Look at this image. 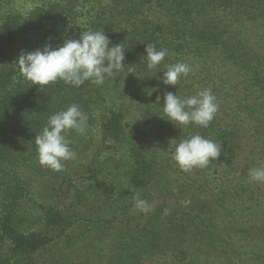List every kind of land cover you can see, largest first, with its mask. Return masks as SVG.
Masks as SVG:
<instances>
[{"label": "trees", "instance_id": "1", "mask_svg": "<svg viewBox=\"0 0 264 264\" xmlns=\"http://www.w3.org/2000/svg\"><path fill=\"white\" fill-rule=\"evenodd\" d=\"M89 29L104 31L112 44L125 48V66L116 77L101 85L57 81L39 87L22 76L16 62L22 49L58 46ZM150 44L167 50L151 70L145 57ZM177 62L189 64L192 72L176 86L165 85L159 79L165 65ZM209 87L219 108L208 127L179 128L166 120V92L185 97ZM74 103L88 116L87 134L80 139L96 135L105 148L119 149L128 157L131 184L141 191L161 169L154 144L195 134L221 144L220 156L204 167L203 183L181 178L177 196L147 200L153 215L140 212L135 233L120 238L108 264H146L187 247L196 250L182 264L202 262L204 254L213 259L208 264H242L249 251L240 245L241 234L257 236L264 216V208L256 211L264 207L263 190L257 193V182L248 181L255 162L250 153L239 160L250 143L258 160L264 159V0H0V264H91L68 239L72 226L63 210L43 206L27 178L38 163L36 134L52 114ZM76 134L67 133L70 142ZM207 172L220 182L213 183ZM181 196H187V207L168 206ZM214 197L216 204L206 206L203 200ZM65 221L66 231L52 232ZM221 238L226 251L217 247Z\"/></svg>", "mask_w": 264, "mask_h": 264}, {"label": "rangeland", "instance_id": "2", "mask_svg": "<svg viewBox=\"0 0 264 264\" xmlns=\"http://www.w3.org/2000/svg\"><path fill=\"white\" fill-rule=\"evenodd\" d=\"M23 4L28 5V2H23ZM217 120L223 122L220 115L217 116ZM80 137L83 138L82 135L76 134L75 140L71 141L74 144L72 150L76 152V157L64 162L62 171H54L42 166L38 160L36 165H31L27 178L33 194L43 206L58 205L63 210L65 220L71 222L72 226L67 234L68 239L73 240L75 247L81 248L79 254L84 256V259H89L91 264H108L111 256L119 249L117 245L121 241L120 238L124 234L135 233V226L141 219L140 211L134 210L133 207V197L136 193H139L145 200L161 199L160 197L170 194L175 197L179 193V188L184 184V179H197L201 183L207 179L205 173L207 169L197 167L184 171L177 163L176 167H173L175 146L180 142L179 137H174L170 142L154 144L158 162L162 160L161 169H158L153 177L146 179L148 187L143 189L145 191H141L131 184L130 165L126 155L124 156L119 149L116 152V150L105 148L96 135L83 140ZM246 153H250L255 162L254 167L264 166L262 164L264 159L259 161L257 158L254 144L250 143L248 147L243 148L240 161L248 158V155L245 156ZM94 157L96 158L93 159ZM209 177L214 179L215 184L220 182L215 175L210 174ZM255 188H258L257 193H261V190L264 193L263 183L257 182ZM176 198H174L175 201L169 200L168 206L174 208L177 204L179 206L182 204L180 207L189 205L187 196H181L182 201H176ZM212 199L203 201H207L206 206L216 204L215 200L218 198ZM248 206L249 203L243 205V207ZM263 208V206H257V213L261 214ZM153 213L154 205L151 211L144 214L150 216ZM66 225L65 221L60 227L53 228L52 232L58 235L66 231L64 228L67 227ZM257 228H259L256 230L257 236L249 232L245 236V231L241 234L240 245H247L249 251L248 255H244L242 264L244 262L245 264H259L262 261L257 254L260 252L261 246L259 245L264 248V216L257 221ZM62 246L65 248L67 243H63ZM217 247L221 251L228 249L222 238L217 243ZM195 250L196 248L187 247L183 251H168L166 256H155L146 264H182V259L186 254H193ZM86 252H90L91 255H87ZM262 255L264 256V252ZM211 261L213 259L204 254L202 262L196 264H208Z\"/></svg>", "mask_w": 264, "mask_h": 264}, {"label": "clouds", "instance_id": "3", "mask_svg": "<svg viewBox=\"0 0 264 264\" xmlns=\"http://www.w3.org/2000/svg\"><path fill=\"white\" fill-rule=\"evenodd\" d=\"M145 51L150 70L157 68L167 55L166 49H157L154 44L145 45ZM124 60L125 48L122 44H112L104 31L89 29L82 31L78 39H65L58 46L46 43L34 51L22 49L16 62L22 76L32 85L43 87L63 81L79 87L86 81L101 85L106 77H116L125 66ZM165 68L159 79L170 86L178 85L180 78L193 70L184 62L165 65ZM160 99L157 97L156 103L159 104ZM162 106L168 117L166 120L179 128L190 124L206 128L219 108L210 87L185 97L166 92ZM87 121L88 116L75 103L52 114L42 131L35 136L39 163L51 170L62 171L64 162L76 157L67 133L75 131L79 135H86ZM220 154L221 144L195 134L176 144L173 159L182 170L189 171L206 167L212 160H217ZM248 181L264 183V166L251 167ZM133 201L134 210L142 213L151 211L152 205L139 193L135 194Z\"/></svg>", "mask_w": 264, "mask_h": 264}]
</instances>
